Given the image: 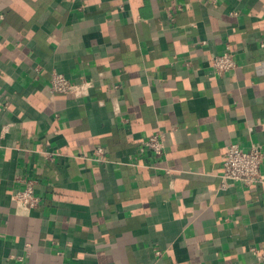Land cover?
Instances as JSON below:
<instances>
[{
  "label": "crops",
  "instance_id": "0c3cea01",
  "mask_svg": "<svg viewBox=\"0 0 264 264\" xmlns=\"http://www.w3.org/2000/svg\"><path fill=\"white\" fill-rule=\"evenodd\" d=\"M0 14V264H264L249 253L264 248V0H0ZM227 43L237 68L218 76ZM54 71L93 89L52 94ZM157 132L159 159L143 150ZM231 143L262 148V182L220 190ZM28 180L42 202L20 211Z\"/></svg>",
  "mask_w": 264,
  "mask_h": 264
},
{
  "label": "built area",
  "instance_id": "2783aa9c",
  "mask_svg": "<svg viewBox=\"0 0 264 264\" xmlns=\"http://www.w3.org/2000/svg\"><path fill=\"white\" fill-rule=\"evenodd\" d=\"M2 19L3 16L0 14V21ZM234 53L232 45L227 43L226 51L223 54L215 55L211 58L209 64L215 75L223 76L237 68ZM39 71L40 69H35L36 79L39 77ZM93 86L94 82L92 79L81 77L76 81L62 73L54 71L51 73L46 89L52 94H68L75 98H82L90 94ZM115 109L118 111L119 107L116 106ZM143 150L154 158H162L165 154L163 133L157 132L149 136L144 142ZM55 156H57L55 153H47L49 160H54ZM92 159L97 162L105 161V149L101 146L96 147ZM262 163L263 152L260 146L251 145L248 150H245L238 144L231 143L223 157L220 190H227L232 184H239L249 188L262 182ZM166 173L169 174L170 171L166 169ZM11 200L20 211L34 210L42 202L41 197L36 193L35 181L33 180L26 181L23 189L14 190L11 194ZM249 253L258 263H264V248L251 246L249 247Z\"/></svg>",
  "mask_w": 264,
  "mask_h": 264
}]
</instances>
